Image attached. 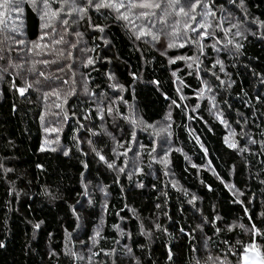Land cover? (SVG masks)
Here are the masks:
<instances>
[{
	"label": "trees",
	"instance_id": "16d2710c",
	"mask_svg": "<svg viewBox=\"0 0 264 264\" xmlns=\"http://www.w3.org/2000/svg\"><path fill=\"white\" fill-rule=\"evenodd\" d=\"M214 2L202 52L183 40L169 48L163 34L136 39L104 8L63 17L61 44L29 3L11 14L17 42L0 60V264H242L245 247L264 256V0ZM176 20L183 30L187 17Z\"/></svg>",
	"mask_w": 264,
	"mask_h": 264
},
{
	"label": "snow or ice",
	"instance_id": "6c2138e0",
	"mask_svg": "<svg viewBox=\"0 0 264 264\" xmlns=\"http://www.w3.org/2000/svg\"><path fill=\"white\" fill-rule=\"evenodd\" d=\"M231 2L235 3L236 0H231ZM25 3H29L30 6L37 11V14L40 15L41 20L45 21L43 25L45 29H52L54 33L60 35L59 39H53L52 42L55 44L66 43L63 34L58 33V30L55 27L56 23H59L62 26H67L69 24V19L63 17H70L73 14H79L82 17L87 15L88 8H94L97 11L104 8L115 11L118 19H122L129 24H132L137 31L136 39H140L143 36H150L152 40L159 41L160 35L163 34L169 39V43L167 44V47L169 48L177 46L175 41L183 40L185 42L197 44L202 52L203 46L200 45V40L212 36V32L208 31V29L213 27V25L209 23V18L212 20H215L216 18V13L212 10L215 7L214 0L212 3H209L208 0H184V6H180L176 13L170 10L176 9L177 6L181 5V0H83V3H81V0H60V6L56 8H53V4L57 3V0H0V60L5 59L2 54L4 52L2 45L9 40L13 43L17 42L11 33L18 32L19 28L16 26H10L8 20L11 18L13 12L22 13L24 10L23 5ZM243 6V0H240V7L243 8ZM197 8L201 9V11L197 12ZM157 10H159V14ZM220 11L221 13H224L222 16L223 21L231 24L232 14L227 13L223 6H221ZM174 14H182L187 17V20L184 22L183 30L178 29V20L169 23L170 18ZM198 16L199 19H197ZM133 17H135V19H133ZM137 20L141 21V23L137 24ZM157 24H160L161 28L158 32H154L153 29ZM216 27H221V25L218 23ZM231 27L238 28L239 25L231 24ZM202 29L203 31H201ZM189 32L195 33L196 35L190 36ZM240 34V32H237L235 35ZM48 35L49 33L45 32L40 39L43 40ZM76 35L79 36L80 33H76ZM19 43L23 44L24 41H19ZM229 43H231V41H229ZM184 46V43L179 44V47ZM47 47L48 45H41L39 43H34L32 45L33 49H46ZM213 47H215V45H213ZM237 47H239V45H237ZM36 54H39V52ZM59 55H63V53L60 52ZM55 62L56 61L49 60L40 61V63L45 65ZM88 63H92V61L89 60ZM217 63H219V61ZM14 66L22 67L21 65ZM189 67H191V65H189ZM6 70V68L0 67V73ZM31 70L32 69H29V71ZM60 70L62 71L63 69L61 68ZM39 75L43 76L44 73L41 72ZM0 78H2V76H0ZM35 83H39V81H36ZM13 86L15 87V85ZM30 87H33V85L27 84L26 87H21L17 90L23 95L27 88ZM45 95L59 96V93L53 91L52 93H45ZM57 107H59V105H57ZM108 111L111 112L112 109L109 108ZM230 146L236 147L235 144ZM65 155H67V152H65ZM99 158L104 160V156L102 155H100ZM108 166L111 168L114 165L110 163ZM193 167H195V165H193ZM120 170L123 171V169ZM35 227L39 228L40 225L37 224ZM156 227L159 228V225ZM252 230H255V225H252ZM96 235L98 236L99 232H97ZM252 246L254 247V244ZM242 251L247 252L248 247L243 248ZM69 254L75 255V253ZM169 258H171V252H169ZM245 264H248V262L245 261ZM259 264H264V256L261 257Z\"/></svg>",
	"mask_w": 264,
	"mask_h": 264
},
{
	"label": "rangeland",
	"instance_id": "374dc122",
	"mask_svg": "<svg viewBox=\"0 0 264 264\" xmlns=\"http://www.w3.org/2000/svg\"><path fill=\"white\" fill-rule=\"evenodd\" d=\"M147 127H145L146 129ZM155 134L163 135L165 134V127L162 124L155 125L154 128L152 129ZM165 142V138L163 137V140L159 141L158 145V150L160 149V146L163 145L162 143ZM162 154V153H161ZM161 154H157L156 156V161L160 163V159L162 158ZM131 171L133 174H137L139 172V164H140V159L139 157H135V159H132L131 162ZM261 254L254 248L250 249L247 251L241 258H242V264H245V261L248 262V264H259V261L261 259Z\"/></svg>",
	"mask_w": 264,
	"mask_h": 264
}]
</instances>
